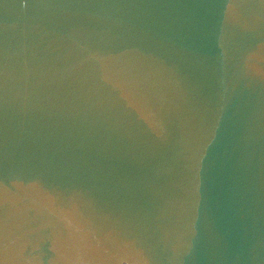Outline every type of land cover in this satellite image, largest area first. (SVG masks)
Returning <instances> with one entry per match:
<instances>
[{
	"label": "water",
	"instance_id": "1",
	"mask_svg": "<svg viewBox=\"0 0 264 264\" xmlns=\"http://www.w3.org/2000/svg\"><path fill=\"white\" fill-rule=\"evenodd\" d=\"M0 264H264V0H0Z\"/></svg>",
	"mask_w": 264,
	"mask_h": 264
}]
</instances>
